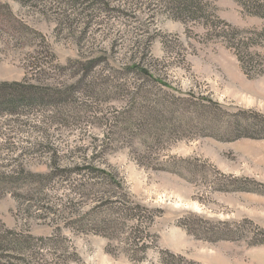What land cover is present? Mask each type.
I'll list each match as a JSON object with an SVG mask.
<instances>
[{"label":"rangeland","instance_id":"rangeland-1","mask_svg":"<svg viewBox=\"0 0 264 264\" xmlns=\"http://www.w3.org/2000/svg\"><path fill=\"white\" fill-rule=\"evenodd\" d=\"M180 5L0 0V264H264V0Z\"/></svg>","mask_w":264,"mask_h":264},{"label":"trees","instance_id":"trees-1","mask_svg":"<svg viewBox=\"0 0 264 264\" xmlns=\"http://www.w3.org/2000/svg\"><path fill=\"white\" fill-rule=\"evenodd\" d=\"M178 1L181 4L180 6L183 7V5L185 6L193 5L196 3L197 0H178ZM14 85L16 86L10 87V86H7V84L0 85V88L2 89V92H0V111L6 108L5 112H16L17 106L20 105L21 101H23V98L27 97V95L24 92H22L20 88H18V87H21L20 84L15 83ZM16 96H20V97L16 98ZM8 107H10L11 110H9Z\"/></svg>","mask_w":264,"mask_h":264}]
</instances>
